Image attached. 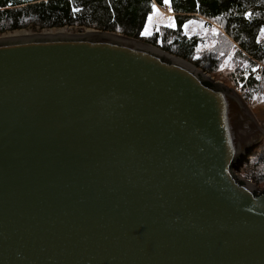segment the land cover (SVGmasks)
Returning <instances> with one entry per match:
<instances>
[{
    "label": "water",
    "instance_id": "water-1",
    "mask_svg": "<svg viewBox=\"0 0 264 264\" xmlns=\"http://www.w3.org/2000/svg\"><path fill=\"white\" fill-rule=\"evenodd\" d=\"M110 34L0 39V264H264L242 96Z\"/></svg>",
    "mask_w": 264,
    "mask_h": 264
},
{
    "label": "trees",
    "instance_id": "trees-1",
    "mask_svg": "<svg viewBox=\"0 0 264 264\" xmlns=\"http://www.w3.org/2000/svg\"><path fill=\"white\" fill-rule=\"evenodd\" d=\"M153 3L166 6L163 0H0V34L30 25L119 32L181 57L213 76L218 65L238 48L235 57H248L255 67L263 66L262 71L256 70L242 80L244 92H264V0H170L175 28L162 27L154 36L142 35ZM192 19L210 29V23L219 26L218 44L201 51L204 40L188 36L183 27ZM197 55L199 59L194 58ZM237 173L264 190V141Z\"/></svg>",
    "mask_w": 264,
    "mask_h": 264
},
{
    "label": "rangeland",
    "instance_id": "rangeland-1",
    "mask_svg": "<svg viewBox=\"0 0 264 264\" xmlns=\"http://www.w3.org/2000/svg\"><path fill=\"white\" fill-rule=\"evenodd\" d=\"M156 8L158 10L157 14H153V13L151 14L152 15L151 24H149V22H147L150 34H146V36H151V35L154 36L155 33L159 32L162 27H167L166 25L168 23L169 17L172 18V20L174 21V23L176 25L175 17L173 16V13L171 11H169L168 5H166L164 7L156 6ZM190 21H196V23L189 24L188 28H187V30H185V32L190 37L191 36H197L198 38L204 40L203 41L204 43L201 44L199 47V49L201 51H203L205 49L208 50V49L212 48L214 45L218 44V40H219L217 38V37H219L218 32H221V30L219 29V26H217L216 24L210 23L212 28L217 30V31L215 30V34H214L212 29L205 26L204 22L197 20V19H192ZM169 28H175V27H169ZM60 30H64L66 33H69V34H87L88 31H92V32H103V33H112V34H117V35H123L122 33H119V32H105V31H100V30H95V29H90V28H86L83 31H81L77 27H70V26H66L63 28H44V29H42L39 26L30 25L24 29H20V30H16V31L8 30L4 33H1L0 39L4 36L10 35V34H15L17 32H22V31H26V32H29L31 34H36V35L41 34L42 35V34H47L50 32L56 34ZM123 36H125V35H123ZM212 39H215V42L210 41ZM137 40H139V39H137ZM139 41L143 42L142 40H139ZM144 43H146V42H144ZM147 44H149V43H147ZM155 47H157V46H155ZM157 48H159V47H157ZM159 49H161V48H159ZM237 50H238V48L234 49L232 54L229 55L225 60H223L218 65V67L216 68L215 76L204 71L202 68L196 66L195 64H193V63H191V64L196 66L203 73L210 75L219 84H222V85H224L230 89H234L235 91H237L238 92L237 94H240V96H242V98L244 99V101L248 105V109L250 110L251 114L254 116L256 124L258 126L264 128V92H262V91L257 92L254 89H251L250 92H249V90L244 92L243 88L245 86V83L242 82L243 79H246L247 77L249 78V75L253 72L252 71L253 68H255L257 70V72H260V71H262L263 66H259V68L255 67L251 63V61L248 57H246V58L235 57V55H236L235 52ZM167 53H169V52H167ZM172 55H174V54H172ZM174 56H176V55H174ZM199 57H200V55L194 56L195 59H199ZM247 92H249V93H247ZM246 94H248V95H246ZM249 94H251V96H249ZM257 137H258V134H257ZM263 141H264V135L258 137L256 143L257 142L262 143ZM239 176L242 179L252 183L259 190H261V188L258 187L252 180L246 179V178L242 177L240 174H239Z\"/></svg>",
    "mask_w": 264,
    "mask_h": 264
},
{
    "label": "bare ground",
    "instance_id": "bare-ground-1",
    "mask_svg": "<svg viewBox=\"0 0 264 264\" xmlns=\"http://www.w3.org/2000/svg\"><path fill=\"white\" fill-rule=\"evenodd\" d=\"M91 33H100V34H110V33H103V32H92V31H88L87 34H91ZM62 34H69V33H66L64 30H60L58 31L56 34L50 32V33H47V34H42V35H62ZM41 35V34H40ZM110 35H114V36H118V37H123L125 38L124 36H121V35H117V34H110ZM20 36H37L36 34H31L29 32H26V31H22V32H17L15 34H10V35H7V36H4L2 37L1 39H4V38H10V37H20ZM132 40H135L137 41L136 39H132ZM189 64V63H188ZM234 95L239 98V95L237 93H234ZM248 115L250 116L251 120L253 121L255 127H256V132L258 134V136H262L264 135V128L263 127H260L256 124L255 122V119H254V116L251 114L250 110L247 109L246 110Z\"/></svg>",
    "mask_w": 264,
    "mask_h": 264
},
{
    "label": "snow or ice",
    "instance_id": "snow-or-ice-1",
    "mask_svg": "<svg viewBox=\"0 0 264 264\" xmlns=\"http://www.w3.org/2000/svg\"><path fill=\"white\" fill-rule=\"evenodd\" d=\"M163 3H164L165 5H170V0H163ZM157 11H158V10H157V8H156V5L153 3V4H152V12H153V14H157ZM169 11H171L170 6H169ZM245 15H246V16H250L251 13H245ZM148 22H149V24H151V22H152V15H151V14L148 16ZM193 23H196V21H188V23L184 24L183 27L185 28V30H187L188 25H189V24H193ZM166 26H167V27H175V26H176L175 23H174V21L172 20L171 17L168 18V23H167ZM212 31H213V33L215 34V29H212ZM261 31L264 32V29H261ZM141 34H142V35L150 34V31H149L148 25L145 26L144 32H142ZM252 71L255 72L256 69L253 68ZM256 78H257V79H260L259 76H257Z\"/></svg>",
    "mask_w": 264,
    "mask_h": 264
}]
</instances>
